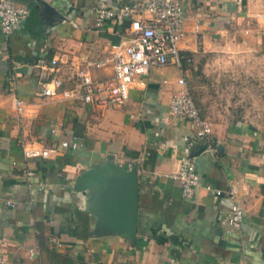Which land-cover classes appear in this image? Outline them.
Masks as SVG:
<instances>
[{
	"label": "crops",
	"instance_id": "crops-1",
	"mask_svg": "<svg viewBox=\"0 0 264 264\" xmlns=\"http://www.w3.org/2000/svg\"><path fill=\"white\" fill-rule=\"evenodd\" d=\"M15 1L29 13L8 38L0 27V255L21 264H42L54 254L75 264H264V128L248 121L256 116L247 108L238 115L204 106L202 113L192 97L211 125V154L189 122L169 110L181 72L185 81L212 78L217 96L228 78H243L239 83L247 88L248 67L264 72L263 63L248 64V57L262 56L256 43L264 42V0H177L186 14L179 47L190 61L181 70L169 64L135 76L123 108L39 96L38 61L57 59L51 75L62 78L60 90L76 87L79 69L94 80L110 78L103 57L121 42L128 20L119 10L132 0ZM96 5L116 15L98 27L89 12ZM15 98L26 104L19 121ZM62 141L68 146L53 158L22 155V142ZM182 155L194 158L200 179L192 198L166 176ZM114 162L125 171L135 168L138 179L135 240L125 230L106 228L116 199L110 188L77 189L87 169ZM23 168L33 176L27 179ZM41 181L45 188L31 194L28 183ZM206 184L224 194L209 192ZM230 186L244 209L239 229L227 222ZM8 198L13 207L6 206ZM31 247L37 255L28 259Z\"/></svg>",
	"mask_w": 264,
	"mask_h": 264
},
{
	"label": "built area",
	"instance_id": "built-area-1",
	"mask_svg": "<svg viewBox=\"0 0 264 264\" xmlns=\"http://www.w3.org/2000/svg\"><path fill=\"white\" fill-rule=\"evenodd\" d=\"M240 1V0H238ZM96 26L113 18L116 12L103 6H92L89 11ZM28 9L19 6L15 0H0V27L5 38H8L14 29L18 28L28 16ZM119 15L128 20V25L122 35L121 42L114 46L103 57L112 68V76L102 80H94L88 71L79 69L75 72L76 87L60 90L63 80L59 76L51 75L56 70L57 59L52 58L49 65L44 59H39L43 68L37 94L42 97L62 95L65 98H79L83 103L91 106H111L123 108L128 105L129 89L135 76L146 74L152 67L174 64L180 68L183 61H190L180 50V41L185 30V8L177 0H132L124 4ZM198 20L195 21L194 31H198ZM178 88L175 90L169 103L170 112L177 118L189 122L195 135L206 141L205 151L211 154L216 152V143L212 139L211 125L202 118L188 90L183 73L177 79ZM16 119L19 121L26 110V104L20 98H15ZM68 146L62 141L60 146H49L42 142L21 143L24 158H53ZM131 169L133 163L127 161ZM27 179L33 176V171L22 169ZM180 184L182 196L192 198L196 188L200 185L199 175L196 172L194 158L182 155L178 169L166 175ZM32 194L36 190L45 188L44 182H38L33 187L28 183ZM205 189L221 196L223 191L206 184ZM230 201V213L227 222L235 229H239L244 215L238 194L233 186L226 192ZM6 206L13 207L15 202L8 198ZM37 255V248L27 250V258L33 259ZM0 264H21L18 260H11L0 255Z\"/></svg>",
	"mask_w": 264,
	"mask_h": 264
},
{
	"label": "rangeland",
	"instance_id": "rangeland-1",
	"mask_svg": "<svg viewBox=\"0 0 264 264\" xmlns=\"http://www.w3.org/2000/svg\"><path fill=\"white\" fill-rule=\"evenodd\" d=\"M256 47H262V56L253 55V57H248V64H264V42H257ZM260 59H263V61H260ZM248 70V84H245L247 88L239 83V81L243 80V78L236 81L230 80L231 78H228V82L231 83H227V85L221 88L222 96H217L218 92L215 90V87L212 84L214 81L212 78H208V80L203 81L200 80L201 77L198 76L193 77L191 81H186V83L188 85L189 92L191 93L196 105L200 108L201 112L204 111L201 109L204 106L214 109L226 107L230 110H233V112L238 113L239 115L245 111V108H247L249 115L256 116L255 119L248 121L257 127L264 128V83L261 84V82H259L261 80L264 81V72L260 73V68L259 71H254L248 67ZM201 84H207L208 89L202 88ZM245 93L248 94L247 102H245L247 99L245 98ZM212 101H215L217 104L213 103ZM51 263L50 256H48V261L42 264Z\"/></svg>",
	"mask_w": 264,
	"mask_h": 264
},
{
	"label": "water",
	"instance_id": "water-1",
	"mask_svg": "<svg viewBox=\"0 0 264 264\" xmlns=\"http://www.w3.org/2000/svg\"><path fill=\"white\" fill-rule=\"evenodd\" d=\"M93 186L110 188L116 198L106 228L125 230L130 239L135 240L138 226V179L135 168L125 171L117 162L104 167H91L79 177L77 189L84 191Z\"/></svg>",
	"mask_w": 264,
	"mask_h": 264
},
{
	"label": "trees",
	"instance_id": "trees-1",
	"mask_svg": "<svg viewBox=\"0 0 264 264\" xmlns=\"http://www.w3.org/2000/svg\"><path fill=\"white\" fill-rule=\"evenodd\" d=\"M51 261H52L51 264H75L74 261H72V259H70L66 255H62V254L52 255ZM79 264H86V263L81 262Z\"/></svg>",
	"mask_w": 264,
	"mask_h": 264
}]
</instances>
